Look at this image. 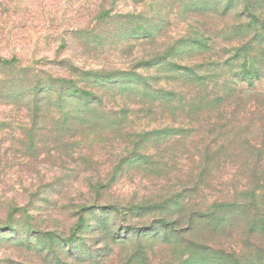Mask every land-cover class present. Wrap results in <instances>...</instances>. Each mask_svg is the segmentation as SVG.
Returning a JSON list of instances; mask_svg holds the SVG:
<instances>
[{
    "label": "rangeland",
    "instance_id": "obj_1",
    "mask_svg": "<svg viewBox=\"0 0 264 264\" xmlns=\"http://www.w3.org/2000/svg\"><path fill=\"white\" fill-rule=\"evenodd\" d=\"M253 12L264 0H0V264H141L120 240L135 236L147 264H170L150 239L157 222L185 228L214 202L249 199L238 166L210 161L190 180L205 131L178 114L190 82L139 64L171 47L198 73L181 42L228 46ZM139 75L143 99L127 92ZM157 89L174 91L169 105Z\"/></svg>",
    "mask_w": 264,
    "mask_h": 264
},
{
    "label": "trees",
    "instance_id": "obj_2",
    "mask_svg": "<svg viewBox=\"0 0 264 264\" xmlns=\"http://www.w3.org/2000/svg\"><path fill=\"white\" fill-rule=\"evenodd\" d=\"M239 19L237 28L229 32L234 39L227 42L228 46L218 47L209 37V46L181 42L184 49L195 48L196 58H203L198 73H194L192 67L169 61L174 53L171 47L158 50L152 59L139 64L149 69L164 62L170 72L178 74V82H190L189 90L193 92L188 94V99H181L178 114L193 121V126L201 123L205 128L200 148H196L193 156L197 166L190 180L200 178L210 161L217 166H238V170H246L250 175L248 191H245L250 197L245 198L246 201L214 202L196 212L197 216L191 213L185 228L178 229L175 223L162 220L157 222L165 228L164 235L150 239L172 251L170 254L175 258L171 257L170 264H264V200L261 208L254 207L259 194L264 196V176L261 175L264 174L261 163L264 153L256 142L258 138L253 139L256 130L253 132L251 128L258 126L259 133L264 128V16L253 12ZM251 22L255 25H250ZM220 31L226 32L225 28ZM135 77L134 86L132 82L127 84L133 87L127 92L141 95L143 99L142 91L149 90V81L146 83L141 75ZM243 84L245 89L240 88ZM163 91L153 92L154 103L169 105L174 91L168 94ZM101 100L102 97H97L89 105L101 103ZM120 240L133 246L130 255L139 256L138 263L147 264L148 251L142 245L149 241L140 245L143 242L140 236Z\"/></svg>",
    "mask_w": 264,
    "mask_h": 264
}]
</instances>
